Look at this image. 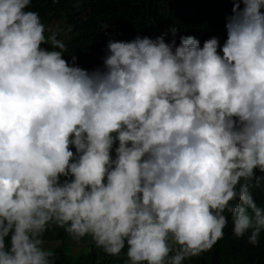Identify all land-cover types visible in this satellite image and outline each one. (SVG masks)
I'll list each match as a JSON object with an SVG mask.
<instances>
[{
	"label": "clouds",
	"instance_id": "9594fccd",
	"mask_svg": "<svg viewBox=\"0 0 264 264\" xmlns=\"http://www.w3.org/2000/svg\"><path fill=\"white\" fill-rule=\"evenodd\" d=\"M31 3L0 0V264H55L54 227L73 251L90 237L124 264H184L225 213L257 244L264 0H233L222 49L166 32L110 40L102 63L64 59Z\"/></svg>",
	"mask_w": 264,
	"mask_h": 264
},
{
	"label": "trees",
	"instance_id": "16d2710c",
	"mask_svg": "<svg viewBox=\"0 0 264 264\" xmlns=\"http://www.w3.org/2000/svg\"><path fill=\"white\" fill-rule=\"evenodd\" d=\"M233 7V0H32L26 11L38 13L46 37L53 31L57 33L67 48L64 59L70 55L102 63L110 40L132 41L137 36L155 39L166 32V42L174 38L177 46L185 36L195 37L202 47L206 40L216 37L222 49ZM104 24L109 28L101 30ZM171 28L177 29L175 37ZM41 47L53 50L47 43ZM257 199L262 203L264 195ZM225 215L223 237L210 250L184 264H264V231L253 245L249 242L251 230L236 237L232 216ZM68 236L64 229L55 227L44 236L51 242L62 240V245L52 249L55 264H124L126 248L120 257H113L97 248L89 237L80 239L81 247L74 252Z\"/></svg>",
	"mask_w": 264,
	"mask_h": 264
},
{
	"label": "rangeland",
	"instance_id": "374dc122",
	"mask_svg": "<svg viewBox=\"0 0 264 264\" xmlns=\"http://www.w3.org/2000/svg\"><path fill=\"white\" fill-rule=\"evenodd\" d=\"M73 248H75V247H73ZM75 252V251H74Z\"/></svg>",
	"mask_w": 264,
	"mask_h": 264
}]
</instances>
